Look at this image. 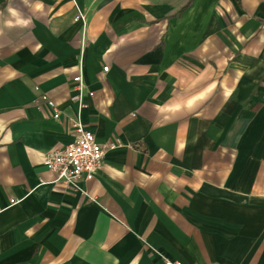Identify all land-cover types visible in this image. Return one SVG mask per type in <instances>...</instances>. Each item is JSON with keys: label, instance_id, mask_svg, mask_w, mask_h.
Segmentation results:
<instances>
[{"label": "crops", "instance_id": "0c3cea01", "mask_svg": "<svg viewBox=\"0 0 264 264\" xmlns=\"http://www.w3.org/2000/svg\"><path fill=\"white\" fill-rule=\"evenodd\" d=\"M78 76L121 143L80 190L44 165ZM165 259L264 264V0H0V264Z\"/></svg>", "mask_w": 264, "mask_h": 264}, {"label": "built area", "instance_id": "2783aa9c", "mask_svg": "<svg viewBox=\"0 0 264 264\" xmlns=\"http://www.w3.org/2000/svg\"><path fill=\"white\" fill-rule=\"evenodd\" d=\"M81 19L85 20V15L79 12L75 20ZM104 71L108 72L109 66H104ZM73 87L75 92L70 98L71 101L77 103L78 111L74 117L69 118V124L74 129L75 139L64 148H55L48 152L44 165L56 173L57 180L80 190V181L93 179L101 168L107 152L121 143L114 141L103 144L97 141L95 134L86 128L81 119L82 110L87 107L85 98L87 95L94 96V92L87 89L82 76L74 78ZM39 104L49 108L55 120L62 119V112L48 95L43 94ZM165 264H182V262L165 259Z\"/></svg>", "mask_w": 264, "mask_h": 264}, {"label": "clouds", "instance_id": "9594fccd", "mask_svg": "<svg viewBox=\"0 0 264 264\" xmlns=\"http://www.w3.org/2000/svg\"><path fill=\"white\" fill-rule=\"evenodd\" d=\"M15 14V13H14Z\"/></svg>", "mask_w": 264, "mask_h": 264}]
</instances>
